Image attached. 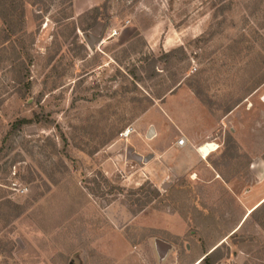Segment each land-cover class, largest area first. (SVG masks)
Wrapping results in <instances>:
<instances>
[{
    "label": "rangeland",
    "instance_id": "rangeland-1",
    "mask_svg": "<svg viewBox=\"0 0 264 264\" xmlns=\"http://www.w3.org/2000/svg\"><path fill=\"white\" fill-rule=\"evenodd\" d=\"M158 18L167 50L141 35ZM213 246L199 264H264V0H0V264Z\"/></svg>",
    "mask_w": 264,
    "mask_h": 264
},
{
    "label": "crops",
    "instance_id": "crops-1",
    "mask_svg": "<svg viewBox=\"0 0 264 264\" xmlns=\"http://www.w3.org/2000/svg\"><path fill=\"white\" fill-rule=\"evenodd\" d=\"M166 23V20L164 19V18H158V19H156V20H154L153 21V24L148 28V29H146V30H141V35L143 36V38L146 40V42H147V44L149 45V47L152 49V50H155L156 48L158 49V48H160V49H163V50H167L168 48H170V47H172L173 46V44H176L175 42L174 43H169L170 41H169V37H171V34H170V28L168 27V26H163L162 27V25L161 24H163V23ZM175 22V20H173V19H169V23H171V26H172V30L174 29V26H173V23ZM169 30V31H168ZM156 32H158V35H159V39H160V37H162L161 36V34L162 33H164L165 32V34H164V37H163V39H162V41H160V42H156ZM179 36V35H178ZM179 39H180V37H179ZM186 141H187V139H186ZM207 144H209L210 142H206ZM204 144V143H203ZM212 144H214V143H212ZM211 144V145H212ZM187 145V143L184 145V146H186ZM202 145V144H201ZM200 145V146H201ZM215 145V144H214ZM200 146L198 147V148H195V149H193L192 147H188L187 149H186V153H187V155H188V159H187V165L188 166H190L191 164H195V162H197V160H199V156H200V158H202V159H205L204 158V154H202L200 151H199V148H200ZM216 146V145H215ZM181 147H183V146H181ZM187 147V146H186ZM217 147V146H216ZM216 149V148H215ZM214 149V150H215ZM198 150V151H197ZM213 150V151H214ZM212 152V151H211ZM211 152L208 154V155H206L207 157L211 154ZM161 154H163L164 155V157L165 158H167V159H169L170 158V155H169V153L167 152V151H164V152H162ZM202 155V156H201ZM186 163V162H185ZM185 163H180V164H178V163H175L173 166H172V168L176 171V170H183V169H187L186 168V166H184L185 165ZM220 174V172H216V175H219ZM220 177V176H219ZM251 212V211H250Z\"/></svg>",
    "mask_w": 264,
    "mask_h": 264
},
{
    "label": "water",
    "instance_id": "water-1",
    "mask_svg": "<svg viewBox=\"0 0 264 264\" xmlns=\"http://www.w3.org/2000/svg\"><path fill=\"white\" fill-rule=\"evenodd\" d=\"M86 37V36H85ZM88 39V38H87ZM93 39V38H92ZM101 40V37H97L94 41H100ZM89 43H91V40L88 39L87 40ZM154 131H153V128L152 126L149 127V129L147 130V134L146 136L147 137H151L153 135ZM153 157V154H148V155H145V156H142L141 154L137 153L134 151V149L132 147H127L126 149V153H125V158L127 160H132V161H135L136 163H145L147 162L149 159H151ZM156 246L157 248L159 249V251L163 252V250L167 249L168 246L165 245L164 242L162 241H159L157 240L156 241ZM213 249V248H212ZM211 249V250H212Z\"/></svg>",
    "mask_w": 264,
    "mask_h": 264
},
{
    "label": "bare ground",
    "instance_id": "bare-ground-1",
    "mask_svg": "<svg viewBox=\"0 0 264 264\" xmlns=\"http://www.w3.org/2000/svg\"><path fill=\"white\" fill-rule=\"evenodd\" d=\"M129 133H130V130H127L123 135L124 136H128L129 135ZM216 148V146L214 145V144H203L202 146H200V148H199V151L202 153V154H204L205 156L206 155H208L211 151H213L214 149ZM257 207V206H256ZM255 207V208H256ZM254 208V209H255ZM254 209H252V210H254ZM251 210V211H252ZM200 260H201V258L197 261V264L200 262Z\"/></svg>",
    "mask_w": 264,
    "mask_h": 264
},
{
    "label": "trees",
    "instance_id": "trees-1",
    "mask_svg": "<svg viewBox=\"0 0 264 264\" xmlns=\"http://www.w3.org/2000/svg\"><path fill=\"white\" fill-rule=\"evenodd\" d=\"M252 211H253V210H252ZM252 211H251V212H252ZM212 248H213V249H212ZM212 248H210V250H207V251L204 252V254H203V256L201 257V260H200L199 263H201V262H204V263L209 262V263H211V262H212L213 256H214V254H215V252H216L218 246H213ZM211 249H212V250H211ZM199 263H198V264H199Z\"/></svg>",
    "mask_w": 264,
    "mask_h": 264
},
{
    "label": "built area",
    "instance_id": "built-area-1",
    "mask_svg": "<svg viewBox=\"0 0 264 264\" xmlns=\"http://www.w3.org/2000/svg\"><path fill=\"white\" fill-rule=\"evenodd\" d=\"M126 132V131H125ZM124 132V133H125ZM122 133V134H124ZM187 143L185 137H180L178 140H177V146H184L185 144Z\"/></svg>",
    "mask_w": 264,
    "mask_h": 264
},
{
    "label": "flooded vegetation",
    "instance_id": "flooded-vegetation-1",
    "mask_svg": "<svg viewBox=\"0 0 264 264\" xmlns=\"http://www.w3.org/2000/svg\"><path fill=\"white\" fill-rule=\"evenodd\" d=\"M91 40V42H93L94 41V39H90Z\"/></svg>",
    "mask_w": 264,
    "mask_h": 264
}]
</instances>
